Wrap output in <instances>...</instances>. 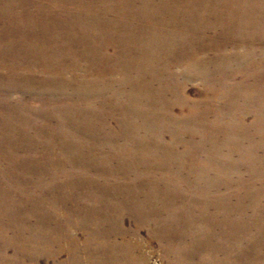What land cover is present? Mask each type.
<instances>
[{"label":"rangeland","instance_id":"obj_1","mask_svg":"<svg viewBox=\"0 0 264 264\" xmlns=\"http://www.w3.org/2000/svg\"><path fill=\"white\" fill-rule=\"evenodd\" d=\"M0 264H264V0H0Z\"/></svg>","mask_w":264,"mask_h":264}]
</instances>
